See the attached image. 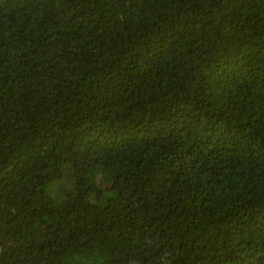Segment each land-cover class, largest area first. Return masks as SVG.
Listing matches in <instances>:
<instances>
[{
	"label": "trees",
	"instance_id": "1",
	"mask_svg": "<svg viewBox=\"0 0 264 264\" xmlns=\"http://www.w3.org/2000/svg\"><path fill=\"white\" fill-rule=\"evenodd\" d=\"M0 264H264V0H0Z\"/></svg>",
	"mask_w": 264,
	"mask_h": 264
}]
</instances>
